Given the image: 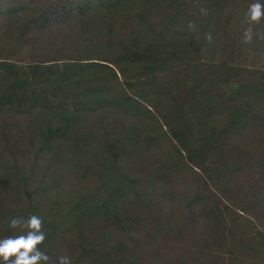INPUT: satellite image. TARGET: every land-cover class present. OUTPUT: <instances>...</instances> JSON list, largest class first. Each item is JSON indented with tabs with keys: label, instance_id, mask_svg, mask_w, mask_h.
Instances as JSON below:
<instances>
[{
	"label": "trees",
	"instance_id": "16d2710c",
	"mask_svg": "<svg viewBox=\"0 0 264 264\" xmlns=\"http://www.w3.org/2000/svg\"><path fill=\"white\" fill-rule=\"evenodd\" d=\"M253 2L0 0V239L36 214L51 264H264Z\"/></svg>",
	"mask_w": 264,
	"mask_h": 264
},
{
	"label": "clouds",
	"instance_id": "9594fccd",
	"mask_svg": "<svg viewBox=\"0 0 264 264\" xmlns=\"http://www.w3.org/2000/svg\"><path fill=\"white\" fill-rule=\"evenodd\" d=\"M202 15H207V8L201 7ZM264 20V3L254 0L245 13V23L248 25L243 31L242 42L250 44L255 37L264 39V32L256 31L255 25ZM189 29L195 30L192 22L188 24ZM205 39L210 43L213 41L211 33H205ZM12 229H20L19 234H14L0 239V262L2 264H51V257L40 248L47 239L44 230V218L31 214L27 218L13 216L8 221ZM55 264H72V258L68 255H60Z\"/></svg>",
	"mask_w": 264,
	"mask_h": 264
}]
</instances>
